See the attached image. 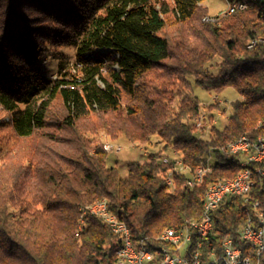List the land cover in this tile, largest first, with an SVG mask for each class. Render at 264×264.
Listing matches in <instances>:
<instances>
[{"label":"trees","instance_id":"trees-1","mask_svg":"<svg viewBox=\"0 0 264 264\" xmlns=\"http://www.w3.org/2000/svg\"><path fill=\"white\" fill-rule=\"evenodd\" d=\"M204 1L0 0V107L17 138L53 126L47 141L59 145L47 147L40 161L19 162L11 174L6 153L0 158V264H113L118 240L109 227L86 213L79 229L81 209L101 199L134 241L154 249L163 229L200 219L208 185L238 173L243 157L223 147L242 135L264 136V44L247 47L264 36V0H226L246 8L214 22L203 21ZM168 14L172 33L164 32ZM182 28L184 40L173 42ZM52 44L75 47L74 73L60 71L54 80L41 73L40 58ZM216 57L217 72H209ZM189 78L208 92L231 87L238 94L228 116L209 125L205 137L197 133L214 116L197 125L200 101ZM56 98L61 115L53 120L49 109ZM91 113L114 116L102 127L110 137L119 132L142 144L156 137L162 146L142 161H127L121 176L106 164L102 144L83 137L78 123ZM169 151L188 172L159 160ZM205 164L210 172L187 186ZM247 167L250 191L246 198L225 197L213 211L204 257L212 250L220 257L226 237L252 256L239 230L264 210V162Z\"/></svg>","mask_w":264,"mask_h":264},{"label":"rangeland","instance_id":"rangeland-1","mask_svg":"<svg viewBox=\"0 0 264 264\" xmlns=\"http://www.w3.org/2000/svg\"><path fill=\"white\" fill-rule=\"evenodd\" d=\"M165 4L171 6L172 0H160ZM161 4V3H160ZM201 8L208 12V16H216L222 11L226 10L228 3L226 0H205L200 4ZM166 28L165 33H172L173 26V16L168 14L165 16ZM184 28L181 29L179 33H175L173 42H181L179 40H184ZM172 35V34H171ZM179 40H178V39ZM75 58V47L72 45H48L47 52L45 56L40 58V71L47 78L54 80L58 77L60 71H66L69 73H74L76 67L74 66ZM220 62L218 57L214 58L208 64L209 72H217V64ZM170 64V62H169ZM62 67V69L60 68ZM154 75V74H152ZM163 80H158L160 82ZM190 90L200 101V113L206 118L208 115L213 114V120L204 121L205 128L202 131H198L197 135L205 137L207 135V129L209 125L214 124L219 126L220 121L226 118L231 112V102L238 98L237 92L231 88H225L219 94L214 92H208L198 85L194 84V79L189 78ZM126 103H122V109ZM215 105V107H210V105ZM124 112V111H122ZM61 115V102L58 98L54 99L50 104L49 118L52 117L53 120L57 119ZM114 118V116H113ZM112 116L98 117L94 114H89L85 119L78 123L79 127L82 129L83 137L85 140L90 141L92 146L95 144H105L112 146V152H108L106 164L108 166H114L117 168L121 176L126 175V162L130 160L142 161L146 158V155L151 152H157L160 150L162 145H158L156 142L158 139L156 137H151L149 143L142 144L138 142H131L123 134L117 132L111 137L106 134L104 129V124L113 119ZM108 119V120H107ZM123 119V118H122ZM122 121V120H121ZM120 122V121H119ZM118 122V123H119ZM108 124V123H107ZM198 126H201L199 124ZM84 127L90 132H85ZM53 126L47 127L36 131L31 137L28 138H17L11 129L9 124L8 114L2 110L0 107V158L6 153L7 155V169L8 172L15 173L19 162H24L30 158L37 160L42 157L43 152L46 151L47 147H59V145L48 142L47 137L49 132H55ZM57 133V132H56ZM60 136L69 138L72 136V131L60 132ZM116 147L120 150L116 152ZM168 153V154H167ZM170 157L171 152H163L159 160H163L165 155ZM171 158V157H170ZM164 161V160H163Z\"/></svg>","mask_w":264,"mask_h":264},{"label":"built area","instance_id":"built-area-1","mask_svg":"<svg viewBox=\"0 0 264 264\" xmlns=\"http://www.w3.org/2000/svg\"><path fill=\"white\" fill-rule=\"evenodd\" d=\"M210 21L214 22L216 20ZM260 42H264V39L259 40L257 44H259ZM204 118L205 116L200 113L197 125L201 124ZM103 149L107 153L113 151L112 149L106 148V146L103 147ZM223 149L229 155H239L243 157L244 171H242L241 179L238 181V183H236L237 191L234 193H230V196H242L246 198L252 186L251 177L249 176V167H247V165L251 163L264 162V142H262V136L255 137L253 139H237V141H233V147H223ZM119 150L120 148L116 149V152ZM166 161L168 160L164 159V162ZM172 161L174 163V170H177V166L179 165V163H182L181 159H172ZM208 172H210V167L208 166V164L201 165V168H196L187 180V186H195L198 183L199 178L202 176V174H207ZM166 182L168 184H171L170 176L166 178ZM227 184H229V182H224V184H216L215 188L210 189L208 205V223L203 228H200V238L190 237L187 253L183 255L192 257V264H196V255L197 253H199V243L207 241L208 237L214 232L212 213L219 207L220 203L222 202V192L226 191ZM254 206H258V203L254 202ZM85 213H91L92 215L97 217H99V215H107L112 217V224L107 226L118 240V251L119 253H121L122 258H130L133 260V264H137V257H139L140 255H151V253L154 252V249L152 248L150 254H142V252H139L138 254H131L127 226L116 216H113L112 213L108 210L107 206L101 204L95 212ZM239 237L244 242L249 244L252 256L248 254H243L241 249L234 245L231 238H225L226 246L225 248H221L222 262H220L219 264H255V256H263L264 213H259L258 211L254 220H248L240 228ZM172 240L173 234H171V236L168 238V241ZM183 256L179 258L170 257V262H168L167 264H182ZM204 261H208V264H217L213 263V258H209V256L206 255L204 257Z\"/></svg>","mask_w":264,"mask_h":264},{"label":"bare ground","instance_id":"bare-ground-1","mask_svg":"<svg viewBox=\"0 0 264 264\" xmlns=\"http://www.w3.org/2000/svg\"><path fill=\"white\" fill-rule=\"evenodd\" d=\"M245 8L246 6L242 3L228 4L226 10L222 11L220 14L213 17L206 16L203 18V21L204 22H211L210 20L218 21L219 19L232 14L235 10H244ZM262 39H264V36L251 40L248 43L247 47L252 48L256 46L257 42ZM259 44H264V42H260ZM241 138L251 139L246 135H242L234 140L229 141L225 145V147H233V141H237V139H241ZM262 142H264V136H262ZM105 146L106 148L109 149L113 148L110 145L103 144V147ZM118 148L119 147H116V149ZM173 159H180V157L176 156ZM197 168H201V165L198 166ZM177 170L185 173L186 171H188V168L184 166L182 163H179V165L177 166ZM242 171H244V161L241 162V169L233 178L221 180L208 185L202 198V210H201L200 219L197 221H189L182 228L167 227L163 229L157 236V242L159 243V246L154 247V252L151 253V255H140L139 257H137V264H167L168 262H170V257L179 258L185 255V253H187L188 250L190 237L200 238V228H203L208 223L209 220L208 205H209L210 189L215 188L216 184H224V182H229V184L226 185V191L222 192V201H223L225 197L230 196V193H234L237 191L236 183H238V181L241 179ZM205 175L206 174H202V176L199 178L198 183L202 181ZM249 176L251 177L250 169H249ZM101 204L107 206L106 200L104 199L97 200L92 204L81 209V214L79 218V229L81 228V224L83 223V216L86 214L85 212H95L96 209H98ZM259 213H264V210H259ZM112 215L115 216L114 214ZM99 218L106 225L112 224L111 216L99 215ZM127 233L130 241L131 254H138L139 252H142V254H150V251H152V247L149 246L145 240L134 241L131 237V232L128 227H127ZM171 234H173V240L168 241V238L171 236ZM202 243H199V253H197L196 255V264H208V261H204V256H203L204 254L201 248ZM225 246H226V239L224 238L221 243V248H225ZM207 256H209V258H213V263L222 262V252L220 257H216L214 251L212 250L211 252H209ZM261 260H263V256H255V264H261ZM113 264H133V260L130 258H122V255L121 253H119L117 246L115 252V260ZM182 264H192V257L183 256Z\"/></svg>","mask_w":264,"mask_h":264},{"label":"crops","instance_id":"crops-1","mask_svg":"<svg viewBox=\"0 0 264 264\" xmlns=\"http://www.w3.org/2000/svg\"><path fill=\"white\" fill-rule=\"evenodd\" d=\"M168 154V153H167ZM165 155V157L163 158V160L164 159H167V160H172L173 158H175L176 157V154L175 153H173V152H171V154H170V157L168 156V155Z\"/></svg>","mask_w":264,"mask_h":264}]
</instances>
